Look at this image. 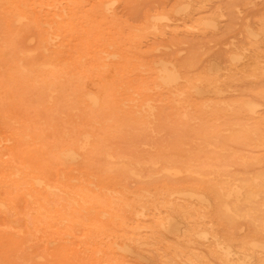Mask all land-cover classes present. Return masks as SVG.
<instances>
[{
    "label": "bare ground",
    "instance_id": "1",
    "mask_svg": "<svg viewBox=\"0 0 264 264\" xmlns=\"http://www.w3.org/2000/svg\"><path fill=\"white\" fill-rule=\"evenodd\" d=\"M117 2L0 0V264H45L52 229L73 223L90 228L93 246L110 249L91 250L97 264H128L121 240L166 248L161 264H212L179 244L193 233L178 244L162 235L173 232L174 215L199 216L193 223L218 262L264 264V165L248 169L250 161L235 157L242 171L225 162L228 140L264 146V119L247 100L201 97L231 92L233 74L189 77L159 60L151 86L126 82L118 65L110 67L122 55L108 28L132 32ZM179 18L157 13L138 32L163 33ZM94 77L90 88L84 80ZM161 88L165 99L149 93ZM164 116L176 127H200L186 130L193 136L184 131L175 146L151 143L156 152L147 154L122 151L112 140L129 125L155 138L153 124ZM167 150L172 156L161 155ZM242 224L247 232L236 239L232 231ZM114 228L117 234L107 232Z\"/></svg>",
    "mask_w": 264,
    "mask_h": 264
},
{
    "label": "rangeland",
    "instance_id": "2",
    "mask_svg": "<svg viewBox=\"0 0 264 264\" xmlns=\"http://www.w3.org/2000/svg\"><path fill=\"white\" fill-rule=\"evenodd\" d=\"M115 9L121 21L132 30L128 32L124 29L108 28L109 35H113L117 40L116 49L122 55L110 67L118 65L126 82L134 86L141 83L151 86L155 82L154 68L159 60L166 61L169 65H176L182 74L189 77L205 76L214 80L233 74L238 78L230 83L231 92L221 96L211 89L201 97L210 99L213 103L229 102L234 99L247 100L251 103L250 106L257 108L259 121L264 119V0H118ZM161 12H174L175 19L182 18H179L180 21L175 27L163 33L138 32V29L151 20L152 15ZM130 33L136 34L134 39L129 38ZM84 81L88 87L93 88L98 83V78H87ZM159 92L162 93L163 99L168 96L165 88L149 91L151 95L156 94V96ZM192 99L197 100L195 96H192ZM167 112L168 109L164 113ZM258 118H254V122ZM172 119L164 116L163 120L160 119V123L153 124L157 131L161 130L154 132L155 138H147L139 131L135 132L129 125L120 131L121 138L112 140L122 151L136 149L140 154H147L156 152L151 147L153 145L151 143H157L156 145L159 146L165 144L175 146L176 139L183 136L188 128L200 127V124L190 126L178 122L176 127ZM242 119L250 121L246 115H242ZM189 132L187 131L186 134L193 136ZM220 136L223 139L229 137L226 133ZM226 147L228 153L225 162L230 164L231 168L245 170L243 166L234 163L235 157L250 161L248 169L264 165V146L228 140ZM170 151L162 152L161 155ZM167 155L172 156L170 153ZM253 158H260L262 161L251 162ZM127 216L128 222H133L136 218L129 214ZM197 218L199 216L174 215L170 225L173 232H164L162 235L169 242L178 244V241L183 240L184 233H193L192 241L179 242V244L187 247L193 255H199L212 264H223L209 254L207 242L199 235L202 230L193 223ZM150 221L147 217L140 220L141 223H150ZM202 223L206 224V218L202 219ZM104 225H108L107 221ZM219 228L221 231L231 232L227 223L220 224ZM107 232L115 235L118 230L114 228ZM232 232L236 239H241L247 232V225L242 224V227ZM143 233L145 234V231ZM91 235L92 231L84 224L73 223L68 229L61 231L54 227L49 254L43 258V262L97 264L90 257L91 250L100 246L110 255V249L105 244L93 246L90 243ZM121 243H124L123 246L126 248L125 261L128 264H161L167 252L166 248L157 244L147 243L136 246L123 240ZM40 246L39 244L38 248ZM88 246H91L89 250ZM36 250L40 252L39 249Z\"/></svg>",
    "mask_w": 264,
    "mask_h": 264
}]
</instances>
